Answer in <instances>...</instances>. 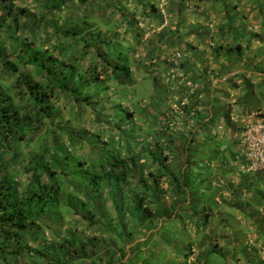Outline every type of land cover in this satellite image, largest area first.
Listing matches in <instances>:
<instances>
[{"label": "trees", "instance_id": "1", "mask_svg": "<svg viewBox=\"0 0 264 264\" xmlns=\"http://www.w3.org/2000/svg\"><path fill=\"white\" fill-rule=\"evenodd\" d=\"M202 3L0 0V264H213L216 222L182 213L200 212L210 161L225 158L213 83L245 48L238 30L190 24ZM206 34L202 64L220 76L188 72ZM194 224L217 230L211 245L196 247L209 238L193 241Z\"/></svg>", "mask_w": 264, "mask_h": 264}, {"label": "crops", "instance_id": "2", "mask_svg": "<svg viewBox=\"0 0 264 264\" xmlns=\"http://www.w3.org/2000/svg\"><path fill=\"white\" fill-rule=\"evenodd\" d=\"M203 1L200 8L192 5L190 14L185 16L190 20V24L194 23L196 27L199 26L207 32L213 28V33L217 27L228 33L238 30V35L243 37L245 52L240 59L243 62L240 68L234 69L225 77L216 78L213 83L215 101L210 107H214L211 117H214V120L216 117L226 118L231 120L232 124L227 130L222 126L220 119L214 122L218 138L222 142H228L218 149L225 158L216 159V162L210 161V176L213 182L211 186L203 187L199 194L200 212L195 214L192 211H184L182 215L187 218L197 215L202 217L207 212L216 222V228H219V231H216L219 234L214 233V236L220 235L223 241L210 255L209 249L205 250L204 257L215 256L213 264H225L227 261V264H264V173H246L241 168V157H245L242 137L245 126L264 123V0H231L226 9H222L224 0ZM198 10L203 13L201 18L198 14H193ZM219 12L224 16L230 13V18L218 19L219 23H216L214 20ZM190 24L184 27L185 31L191 29ZM208 37L207 34L195 37L198 39L196 53L190 54L189 50L184 53L195 64L188 70L190 75L195 74V69L212 77L222 73L215 63L213 66L206 62L202 64L208 57L214 58V55L206 50L211 42ZM216 40H225L224 44H228L225 35L221 33L216 36ZM238 57L235 53L234 58ZM158 69L153 68L152 73ZM217 94L221 96L218 99ZM222 100L225 101L224 110H221ZM216 109H219L220 113ZM205 159L209 160L208 157ZM196 225L189 226V236L193 241L198 234L209 238L207 244L197 239L196 246L208 247L214 241L212 234H209L216 231L212 227V230L207 232L204 226L197 229ZM154 233L161 237L167 235L168 230L162 231L159 228L154 230ZM168 238L165 236L164 239Z\"/></svg>", "mask_w": 264, "mask_h": 264}, {"label": "built area", "instance_id": "3", "mask_svg": "<svg viewBox=\"0 0 264 264\" xmlns=\"http://www.w3.org/2000/svg\"><path fill=\"white\" fill-rule=\"evenodd\" d=\"M246 173H264V123L247 125L242 133Z\"/></svg>", "mask_w": 264, "mask_h": 264}, {"label": "rangeland", "instance_id": "4", "mask_svg": "<svg viewBox=\"0 0 264 264\" xmlns=\"http://www.w3.org/2000/svg\"><path fill=\"white\" fill-rule=\"evenodd\" d=\"M152 34V33H151ZM150 35V34H149ZM162 85L163 84H165V83H161ZM221 104V106H222V108H221V110H224L225 109V101L224 100H222V102L220 103ZM216 111L217 112H219L220 113V111H219V109H216ZM220 118L219 117H216V120L218 121ZM215 120V121H216ZM224 121L225 123H226V121H225V119L224 118H221L220 119V121ZM221 146V145H220ZM174 238H175V240H176V243H177V245H178V247L179 248H183L182 247V245L185 243V241L187 242L188 241V238H181L180 236H178V235H175L174 236ZM162 243H164V244H172V243H174V241H173V238L172 237H169L168 239H164L163 241H162ZM152 252V256H155V252L154 251H151ZM219 260H220V258H218ZM163 260L164 261H166L167 260V258H163Z\"/></svg>", "mask_w": 264, "mask_h": 264}]
</instances>
